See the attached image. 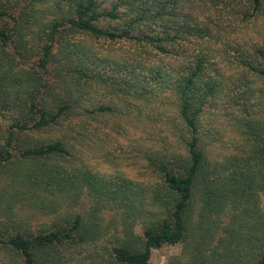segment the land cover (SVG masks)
I'll return each mask as SVG.
<instances>
[{"label": "trees", "instance_id": "trees-1", "mask_svg": "<svg viewBox=\"0 0 264 264\" xmlns=\"http://www.w3.org/2000/svg\"><path fill=\"white\" fill-rule=\"evenodd\" d=\"M104 2L0 0V106L2 93L13 94L6 104L18 114L0 129V178L1 171L9 176V188L0 189L7 220L0 259L57 264L63 249L111 234L110 264H152V250L178 242L182 251L171 264H264V44L236 46L221 32L263 19L264 0ZM229 15L240 19L234 28L222 22ZM52 74L63 94H53ZM99 91L175 105L185 145L169 155L144 152L141 171L150 168L154 180L92 165L68 169L60 160L74 145L35 141L26 132L60 127L77 113L118 110L96 99ZM220 106L240 129L241 152L215 145L208 120ZM83 193L87 210H65L45 227H31L17 212L75 204ZM118 209L120 232L109 233L103 213ZM137 221L142 234L134 231Z\"/></svg>", "mask_w": 264, "mask_h": 264}, {"label": "rangeland", "instance_id": "rangeland-1", "mask_svg": "<svg viewBox=\"0 0 264 264\" xmlns=\"http://www.w3.org/2000/svg\"><path fill=\"white\" fill-rule=\"evenodd\" d=\"M106 2V0H105ZM104 2V3H105ZM240 19L227 16L222 20L224 26L234 28ZM1 22V20H0ZM226 36V40L234 45L246 44L250 46L254 42L264 44V18L257 21L256 24L246 23L241 30H233L229 34L221 31ZM123 56L128 55L130 49L128 44H124ZM216 43L215 46H219ZM11 48V46H10ZM12 49V48H11ZM132 49V48H131ZM37 56L33 58L36 60ZM19 63V62H18ZM18 68H28L26 62L17 64ZM49 78L53 82V94H63V83L59 86L57 78L52 74ZM50 81V80H49ZM51 82V81H50ZM5 106L0 110V129H6L12 124L16 117V108L10 104L15 95L2 93ZM27 93H23L25 97ZM96 99L111 100L119 104L118 110L111 114L101 113H77L74 117L66 121L62 126H46L41 129L26 131L30 138L39 142H48L54 139H61L74 145L76 149H71V155L67 156L68 160H60V163L72 168L77 166H94L93 169L98 171L104 170L109 175L119 173L129 175L135 180L150 179L154 180V175L150 168L145 167L143 176V166L145 164V151H159L169 155L172 151H181L184 148L183 142L185 128L178 117L176 107L173 103H160L158 101L146 100H121L118 98L106 97L101 91L96 94ZM6 101L10 103L6 104ZM208 124L213 126L212 132L216 138L215 145H228L227 153L241 152L247 146L240 135V129L235 123V119L223 112L221 106L219 110L208 120ZM25 133V132H24ZM216 133V134H215ZM213 145V154L218 152V147ZM92 147L97 149L93 150ZM80 148V149H79ZM7 169L8 163L3 160ZM141 171L139 174L138 172ZM100 173V172H99ZM0 189L9 188L7 185L9 176L7 172L1 171ZM264 204L262 199V205ZM50 206V205H49ZM90 206V199L83 193L77 203H62L61 207L56 209L53 206L46 207L44 210H37L35 215H30V209L17 208V212L26 218L31 227H45L49 225L54 218L65 210L79 212L87 210ZM0 224L4 227L7 222L6 216L0 212ZM5 220V221H1ZM101 221L103 225L109 226V233H114L115 229H121L120 210H108L103 213ZM135 233L142 234L140 221L134 226ZM118 232V233H119ZM108 234L106 238H101L96 243L83 244L80 247L65 248L62 255L57 259V264H110L108 260V249L113 244ZM183 243L165 244L158 249H154L150 255L152 264H171L176 255L182 251ZM1 257H4L0 252ZM0 264H5L0 259Z\"/></svg>", "mask_w": 264, "mask_h": 264}]
</instances>
